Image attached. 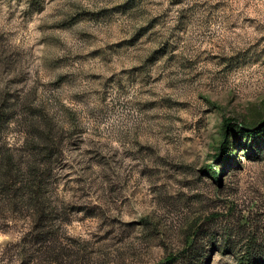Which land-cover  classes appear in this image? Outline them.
I'll return each instance as SVG.
<instances>
[{
	"label": "rangeland",
	"instance_id": "374dc122",
	"mask_svg": "<svg viewBox=\"0 0 264 264\" xmlns=\"http://www.w3.org/2000/svg\"><path fill=\"white\" fill-rule=\"evenodd\" d=\"M0 264H264V0H0Z\"/></svg>",
	"mask_w": 264,
	"mask_h": 264
},
{
	"label": "trees",
	"instance_id": "16d2710c",
	"mask_svg": "<svg viewBox=\"0 0 264 264\" xmlns=\"http://www.w3.org/2000/svg\"><path fill=\"white\" fill-rule=\"evenodd\" d=\"M230 123V121L229 120H225V124H226V126H228V124ZM251 132H255V133H258V132H260L261 131V129H260V127H255V128H253L252 130H250ZM48 140H50V136L48 135V137H47V141ZM229 132H227L226 131V134H225V139H224V141H223V143H222V155L223 156H227V154H228V151H229V149H230V143H229ZM52 147L51 148H48V147H46L45 148V150L47 151V154L48 153H52Z\"/></svg>",
	"mask_w": 264,
	"mask_h": 264
}]
</instances>
